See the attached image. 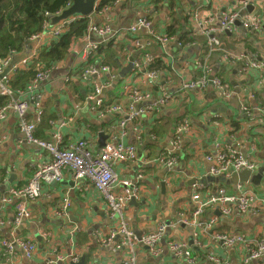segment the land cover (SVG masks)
<instances>
[{
	"label": "crops",
	"instance_id": "1",
	"mask_svg": "<svg viewBox=\"0 0 264 264\" xmlns=\"http://www.w3.org/2000/svg\"><path fill=\"white\" fill-rule=\"evenodd\" d=\"M106 8L96 9L88 17L87 26L106 27L105 37L91 34L86 41L85 35L71 43L66 58L56 64L47 81L39 86V91L44 93L43 113L35 137L51 143L52 136L58 134L64 146L85 140L92 153L116 144V139L122 137L118 141L136 146L137 157L131 163L114 164V193L120 195L123 183L128 182L137 188V194L123 204L120 215L111 216L102 194L87 181H75L70 171H63L58 182L41 183L40 195L25 202L30 218L15 226V206L19 200L11 198L3 203L2 199L9 196V190L26 186L34 171L49 160V155L23 141L18 119L9 112L0 122V264H72L71 258L77 257L79 262L83 256L85 264H213L208 260L212 256L227 264H264L261 261L246 263L247 249L242 245L221 246L215 238V234L239 233L249 240L264 239V205L260 200L264 197V121L258 110L264 111V71L242 72L245 60L233 61L242 54L264 63V26L256 33H249L242 26L247 17L263 13L262 5L255 3L248 12L240 8L238 0H119ZM223 11L237 12L236 21L241 26H233L231 32L217 33L220 46L208 53L207 38L200 34L197 21L211 19L207 28L217 30ZM140 18L150 22L152 32L159 35L172 32L176 36L164 46L148 44L150 37L142 30L135 35L146 44L141 53L133 48V37L128 33ZM44 38L46 36L42 35L34 41L42 42L37 52L55 40ZM88 43L102 47L106 57L113 56L112 64L105 62L111 72L104 73L101 81L104 86L109 84L101 93L105 105L118 103L125 108L130 103L128 93L135 88L152 97L135 106L137 109H146L164 100L156 110L139 120L141 140H137L133 125H128L124 134L116 126L123 113L97 116L93 101L88 99L94 79L86 83L80 78L91 60L82 57ZM33 46L28 43L21 55L29 56ZM143 54L155 63L158 61L160 73L155 71L156 79L147 82L128 74L117 83L116 77L130 59L139 61ZM201 61L210 68L209 76L227 85V97L223 98L209 85L202 90L181 91L182 84L200 77L196 63ZM93 62L101 66L99 59ZM243 105L250 115L241 112ZM25 119L33 122L34 111H28ZM185 124L189 132L179 133L180 144L173 145L177 128ZM99 134L105 136L102 146ZM217 143L237 150L242 157H249L255 165L252 174L262 176L259 185L243 186L257 198L256 213L242 215L231 206L230 216L223 217L217 215L219 206H213L194 215L192 184H187L191 179L205 185L201 190L202 198L224 187L218 183L219 177L208 174L210 164L206 156ZM168 156L174 162L172 167L155 161ZM138 175L142 177L137 179ZM209 178L213 183L207 181ZM224 188L228 194L240 192H235L233 186ZM64 198L71 206L65 215H60L56 211ZM213 218L218 222L206 229L204 225ZM121 224L137 237L147 236L160 224L165 225L167 230L157 246V254H151L138 243L132 248L122 245L120 234L109 243L110 236L118 232ZM15 239L35 244L30 260L18 246L12 254L7 253L2 243ZM170 241L191 251L194 262H188L184 255L174 257L168 247ZM117 245L121 246L117 248Z\"/></svg>",
	"mask_w": 264,
	"mask_h": 264
},
{
	"label": "built area",
	"instance_id": "2",
	"mask_svg": "<svg viewBox=\"0 0 264 264\" xmlns=\"http://www.w3.org/2000/svg\"><path fill=\"white\" fill-rule=\"evenodd\" d=\"M240 8L245 10L249 5L254 6L255 3H260L262 5L263 13L256 14L250 17H247L246 20L242 23L243 29L247 30L249 33H256L262 29L264 26V0H238ZM70 6V5H69ZM68 8V7H67ZM105 10V9H104ZM61 13H57L55 16H46V19L43 23L42 32L29 40L34 46L32 48L33 54H29L27 58L21 62L13 65L7 74H4L5 69L10 65L12 59L17 54H11L5 59L0 66V97H6L9 99V102L6 106L0 109V122L3 121L9 112L16 115L18 119V129L20 134L23 137V141L28 144L35 145L43 150H45L49 155V160L37 168L26 186L20 189H11L9 190V196H6L2 199V202L5 203L10 201L11 198L18 199V203L15 206V215H14V225L19 226L23 220L30 218L28 211L25 209V202L27 200H33L34 198L40 195L41 183L52 184L56 183L60 179V174L63 171H70L73 179L75 181H87L97 192L103 195V198L106 202L107 210H109L110 215L114 216L115 214L121 213L123 204L128 202L130 199L134 198L137 194V188L128 183L124 182V190L120 195L114 193V183L116 181V173L114 171V164L116 163H131L136 160L137 157V148L133 145H126L121 140L117 138L116 144H110L105 146L99 152L92 153L88 150V143L85 140H79L77 142L69 145L68 148H64L63 141L61 136L58 134L53 135V141L51 143L38 140L35 137L36 126L41 122L42 116V105L44 100V93L39 91V86L41 83L47 81L50 77L52 69L41 71L32 80L28 85L25 92L14 93L7 87L8 77L20 70L22 67H25L28 64V61L38 55L37 50L40 47L41 43L34 42L39 40V37L45 35L47 39L51 37L55 40L60 39V36L68 29V26L76 21V17H71L67 20L61 21L56 24L54 27L49 28L50 20L56 16H59ZM47 15V14H46ZM238 17L237 12H228L223 11L220 14L219 26L216 29L207 28L211 23V19H203L197 21V16H194L197 21V26L201 35L207 38V51L211 53L213 50L218 49L220 46L219 39L217 38V33L231 32L232 27L235 26V21ZM142 30H146L148 36L150 37L149 43L154 42L158 45H166L172 41L171 38L165 35H159L152 32L150 27V22L145 18L138 19L128 30V33L131 35H136ZM108 29L106 27L98 28L95 26H89L87 28L86 41L89 39L91 34H96L101 37H105ZM133 48L139 52H142L146 48V44L142 43L139 38L133 40ZM99 49L97 44L88 43L85 46V51L82 57L84 59L92 58L96 51ZM245 60V65L241 66V71L246 72L248 70H258L264 71V63L255 60L247 59L244 55H239L233 59L236 62H243ZM153 63V59L144 55L139 61H132V72L130 75L133 77H141L143 80L150 82L154 81L157 77L155 71H151L150 65ZM197 67L200 69V77L193 79L185 84H182L181 91H195L202 90L207 85H209L208 77L210 75V68L203 62H197ZM111 70L107 66H97L93 64L87 65L80 78L83 82L88 83L90 79H94V82L91 83L93 86L92 93L89 95V100L93 101L96 109L97 116L103 118L105 116H113L122 113L121 119L116 125L121 132L124 134V129L128 125H133V130L137 136V140H141L140 137V124L139 120L148 113H152L156 110L161 103L164 102L160 100L156 101L152 107H147L146 109H137L135 106L138 104L145 103L151 100V95L149 93H141L136 88L132 89L128 93V98L130 103L128 106L123 108L120 104L105 105L101 99V93L104 86L101 84L102 75L104 73H110ZM115 76L112 77V79ZM211 86L213 89H216L219 94L223 97L228 96V87L225 83H222L219 79L214 78L211 81ZM223 97V98H224ZM34 111L35 120L28 121L25 119V116L28 111ZM241 112L248 113L247 107L245 105L240 107ZM261 119L264 121V111L258 109ZM189 127L187 124L177 128L176 134L173 138V145L178 146L180 144V139L178 134H187L189 132ZM123 136V135H122ZM207 162L210 164L209 167V176L210 177H225L230 178L232 175L239 173L242 170L250 171L251 173L255 170V165L248 157H242L237 150L221 146L220 144H215L213 152L206 156ZM156 162L165 165L167 167H172L174 162L170 160V157H159L155 160ZM142 176L138 175L137 179H140ZM198 183L197 181L190 186L191 199L196 204L194 215L200 214L205 208L219 206L218 210L220 211V216L229 217L231 214V206H234L240 214H246L247 212L256 213L257 211V198L251 191L244 190L243 186L240 185L235 188V192L240 190L237 194H228L227 190L224 187H220L214 194L207 195L205 198L201 197V190L205 185ZM262 204L264 205V197L261 199ZM71 203L67 198L62 200L61 205L57 209V213L60 215H65L66 211L70 208ZM217 218L209 220L204 226L206 229H210L217 223ZM0 225L2 221L0 218ZM167 227L160 224L159 227L153 233L147 234V236L137 237L129 231L125 225L121 224L118 232L113 233L108 242L111 243L112 239L120 234L123 237L122 245H129L131 248L134 244L138 243L145 246L149 249L151 254H157L158 244L162 239V236L166 232ZM196 235H193L195 239ZM215 238L221 246L233 247L237 245H242L248 251V256L245 260L255 261L258 259H264V239H254L249 240L245 235L239 233L233 234H215ZM3 247H5L8 254L13 253L15 246H18L22 251L26 259L30 260L35 252L36 246L32 242H28L21 239H15L13 242H3ZM121 245H117L119 248ZM168 247L171 252L174 254V257L178 258L180 255H184L188 262H194L192 258V252L184 249V246L180 243L170 241ZM213 264H227L224 260H220L218 257H209L208 259ZM73 264L78 263L77 257L71 258ZM126 264V263H124ZM133 264V263H129Z\"/></svg>",
	"mask_w": 264,
	"mask_h": 264
},
{
	"label": "trees",
	"instance_id": "3",
	"mask_svg": "<svg viewBox=\"0 0 264 264\" xmlns=\"http://www.w3.org/2000/svg\"><path fill=\"white\" fill-rule=\"evenodd\" d=\"M118 1L100 0L97 9L101 10ZM71 4V0H0V66L9 55L22 53L29 40L42 32L43 23L47 19L46 16H55ZM87 26L88 18H78L68 27L59 40L52 41L36 57L30 59L25 67L10 75L7 87L16 94L25 92L36 74L45 70L49 71L66 58L71 43L85 37L87 34ZM165 36L173 38L176 35L172 32H167ZM132 37L134 40L136 36L132 35ZM102 51L103 48L99 47L95 55L90 58L91 62L88 61L86 65L95 64L93 60L97 59L100 61V64H97L101 66H104L105 62L112 64L113 56L106 57L105 52L103 53ZM157 64L158 61L155 63L154 60L150 65V69L151 71H158L160 73ZM198 71L200 72V69ZM219 80L221 81V79ZM0 98H2L0 99L1 109L7 105L9 99L6 97ZM171 126L172 123L169 127ZM69 145L64 148H68Z\"/></svg>",
	"mask_w": 264,
	"mask_h": 264
},
{
	"label": "water",
	"instance_id": "4",
	"mask_svg": "<svg viewBox=\"0 0 264 264\" xmlns=\"http://www.w3.org/2000/svg\"><path fill=\"white\" fill-rule=\"evenodd\" d=\"M98 0H71V5L63 10L59 16H56L52 19V24H56L62 20H65L71 16H79V18L86 17L88 18L96 9H97V3ZM246 11L250 12L253 9V6L249 5L246 8ZM236 26H241V23L239 21H235ZM26 54L23 55H16L13 57L10 65L5 69L4 74H7L9 69L16 64L17 62L21 61ZM132 72V59H130L128 65L122 69L121 73L118 77H116V82L119 83L122 78H124L126 75ZM214 79V76L211 75L208 77L209 85H211V81ZM238 91H235V94H237ZM99 143L102 146L103 141L105 139V136L103 134H99ZM262 176L260 174L253 175L250 171L242 170L239 173L232 175L230 178H225L223 176L217 178L218 183H220L223 186H233L236 188L240 185H259V182L261 181ZM207 181L212 182L213 180L211 178L207 179ZM195 183V179H191L187 184L191 185ZM213 183V182H212ZM220 212L217 211V215L220 216ZM70 218L68 217V220ZM191 241H189V244ZM255 261H261L264 263V259H258ZM253 261V262H255ZM73 264V263H72ZM76 264H85V257H81L80 261Z\"/></svg>",
	"mask_w": 264,
	"mask_h": 264
},
{
	"label": "clouds",
	"instance_id": "5",
	"mask_svg": "<svg viewBox=\"0 0 264 264\" xmlns=\"http://www.w3.org/2000/svg\"><path fill=\"white\" fill-rule=\"evenodd\" d=\"M105 9H107V8H105ZM71 17H76V20L79 18V16H71ZM71 17H69V18H71ZM69 18H67V19H69ZM52 19H53V18H52ZM52 19L50 20V24H51V27H54V26H55L56 24H58L59 22L56 23V24H52ZM67 19H65V20H67ZM62 21H64V20H62ZM60 22H61V21H60ZM72 24H73V23H72ZM72 24H70V25H72ZM70 25H69V26H70ZM69 26H68V27H69ZM235 26H236V25H235ZM87 28H88V27H87ZM66 31H67V30H66ZM66 31H65V32H66ZM65 32H64V33H65ZM62 35H63V34H62ZM62 35L60 36V38L62 37ZM137 38H138V37H137ZM58 40H59V39H58ZM53 41H57V40H53ZM28 43H30V42H28ZM39 52H40V51H39ZM39 52H37V53H39ZM142 52H143V51H142ZM142 52H141V53H142ZM20 54H21V53H17V55H20ZM27 57H28V56H25L22 60H24V59L27 58ZM22 60H21V61H22ZM21 61H20V62H21ZM132 61H133V60H132ZM16 64H17V63H16ZM14 65H15V64H14ZM129 74H131V73H129ZM63 146H64V145H63Z\"/></svg>",
	"mask_w": 264,
	"mask_h": 264
},
{
	"label": "rangeland",
	"instance_id": "6",
	"mask_svg": "<svg viewBox=\"0 0 264 264\" xmlns=\"http://www.w3.org/2000/svg\"><path fill=\"white\" fill-rule=\"evenodd\" d=\"M178 155H179V153H178Z\"/></svg>",
	"mask_w": 264,
	"mask_h": 264
}]
</instances>
